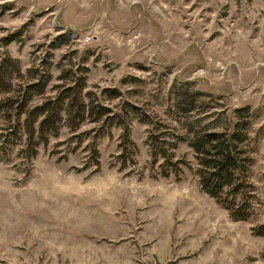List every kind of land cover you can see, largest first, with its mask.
<instances>
[{
    "label": "rangeland",
    "instance_id": "374dc122",
    "mask_svg": "<svg viewBox=\"0 0 264 264\" xmlns=\"http://www.w3.org/2000/svg\"><path fill=\"white\" fill-rule=\"evenodd\" d=\"M6 56L23 79L49 72L46 97L85 75L86 96L122 115L135 148L122 125L66 117L33 156L0 107V264H264V0H0ZM238 108L246 221L202 190L188 145Z\"/></svg>",
    "mask_w": 264,
    "mask_h": 264
},
{
    "label": "trees",
    "instance_id": "16d2710c",
    "mask_svg": "<svg viewBox=\"0 0 264 264\" xmlns=\"http://www.w3.org/2000/svg\"><path fill=\"white\" fill-rule=\"evenodd\" d=\"M14 39L15 35H8L2 41L8 45ZM45 70L34 68L23 79L16 59L6 56L0 60V107L10 120L13 112H16L14 121L33 144V156L36 155L39 144L45 143L48 137L57 135L60 124L66 117L73 122L74 128L88 116L94 121L104 119L113 125H122L123 142L129 141L134 146L128 123L122 115L117 111L113 113L107 105L97 100L93 102V99L86 96L85 75L74 81L73 85H65L56 95L46 97L51 75ZM85 70L88 69L85 67ZM109 92L117 94L116 90ZM36 97L43 99L35 102ZM134 108L137 110V107ZM245 111V108L235 109V119H232L231 126L227 129L194 131L188 139V145L197 156L196 172L202 190L222 205L236 221H246L253 214V204L250 201L252 193L249 192L251 187L246 180L252 158L244 150L247 139V123L243 119L247 116ZM142 120L145 121L144 117ZM173 146L176 148L175 144ZM151 148L153 157L163 154L170 160L174 156L173 153L167 154L162 145L152 144ZM91 151L98 165L99 153L96 147L92 145ZM256 233L264 234V226L257 227Z\"/></svg>",
    "mask_w": 264,
    "mask_h": 264
}]
</instances>
